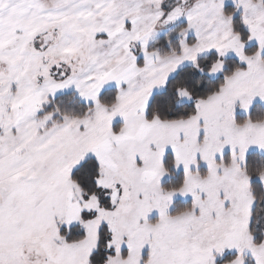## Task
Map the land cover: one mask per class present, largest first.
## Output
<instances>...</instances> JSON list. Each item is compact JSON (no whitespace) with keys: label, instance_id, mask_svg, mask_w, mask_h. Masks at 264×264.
<instances>
[{"label":"snow or ice","instance_id":"6c2138e0","mask_svg":"<svg viewBox=\"0 0 264 264\" xmlns=\"http://www.w3.org/2000/svg\"><path fill=\"white\" fill-rule=\"evenodd\" d=\"M0 264H264V0H0Z\"/></svg>","mask_w":264,"mask_h":264}]
</instances>
